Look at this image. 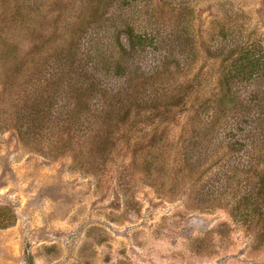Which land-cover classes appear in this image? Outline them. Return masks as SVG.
<instances>
[{"label": "rangeland", "instance_id": "1", "mask_svg": "<svg viewBox=\"0 0 264 264\" xmlns=\"http://www.w3.org/2000/svg\"><path fill=\"white\" fill-rule=\"evenodd\" d=\"M246 44L264 0H0V264H264Z\"/></svg>", "mask_w": 264, "mask_h": 264}, {"label": "trees", "instance_id": "2", "mask_svg": "<svg viewBox=\"0 0 264 264\" xmlns=\"http://www.w3.org/2000/svg\"><path fill=\"white\" fill-rule=\"evenodd\" d=\"M132 1L133 0H118V2L125 7L131 4ZM125 30L128 39L127 48L136 51L149 46V43L145 45L149 38L147 40L144 33L134 31L131 26L126 27ZM119 45L122 46L123 44L119 43ZM229 59V62L225 65L226 68L222 77L223 84L229 83L232 79L242 82L255 77L261 78L262 81H264V47H260L258 44L239 46L236 49L235 55ZM119 66L120 60L117 59L115 70L113 71L114 75L115 73L119 74V70L117 69ZM219 83L221 84V81H219ZM260 161L264 162V157L263 159L261 158ZM2 218L3 217H0V222L3 220Z\"/></svg>", "mask_w": 264, "mask_h": 264}]
</instances>
